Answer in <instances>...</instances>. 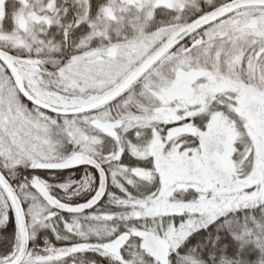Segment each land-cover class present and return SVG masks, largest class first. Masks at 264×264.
I'll return each mask as SVG.
<instances>
[{"label": "snow or ice", "instance_id": "6c2138e0", "mask_svg": "<svg viewBox=\"0 0 264 264\" xmlns=\"http://www.w3.org/2000/svg\"><path fill=\"white\" fill-rule=\"evenodd\" d=\"M0 264H264V0H0Z\"/></svg>", "mask_w": 264, "mask_h": 264}]
</instances>
